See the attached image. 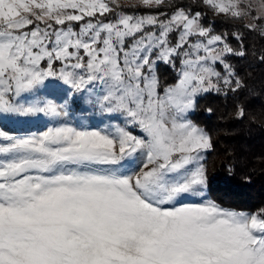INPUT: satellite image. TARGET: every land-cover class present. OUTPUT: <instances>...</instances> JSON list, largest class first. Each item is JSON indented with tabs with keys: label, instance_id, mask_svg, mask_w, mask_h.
Here are the masks:
<instances>
[{
	"label": "snow or ice",
	"instance_id": "6c2138e0",
	"mask_svg": "<svg viewBox=\"0 0 264 264\" xmlns=\"http://www.w3.org/2000/svg\"><path fill=\"white\" fill-rule=\"evenodd\" d=\"M201 2L215 15L251 16L245 27L264 35V0L259 14L243 0ZM118 8L117 0H0V114L51 118L25 135L0 130V264H264V210L181 202L206 186L202 154L213 147L187 113L200 93L243 86L225 57L246 50L199 11ZM160 63L176 71L163 87ZM41 86L63 103L32 95ZM84 93L124 126L62 119ZM137 153L139 166L126 165Z\"/></svg>",
	"mask_w": 264,
	"mask_h": 264
},
{
	"label": "trees",
	"instance_id": "16d2710c",
	"mask_svg": "<svg viewBox=\"0 0 264 264\" xmlns=\"http://www.w3.org/2000/svg\"><path fill=\"white\" fill-rule=\"evenodd\" d=\"M196 2L202 6L185 7L201 12L202 23L214 33L226 35L233 49L246 50L243 57H225L243 86L235 92L221 86L219 92L209 91L194 103L191 118L202 125L213 145L206 154L208 192L222 206L259 212L264 210V62L259 59L264 56V35L249 31L244 19L215 15L201 0ZM237 32L242 44L234 39ZM162 71L163 76L168 75ZM239 108L244 110L243 117L238 116Z\"/></svg>",
	"mask_w": 264,
	"mask_h": 264
},
{
	"label": "rangeland",
	"instance_id": "374dc122",
	"mask_svg": "<svg viewBox=\"0 0 264 264\" xmlns=\"http://www.w3.org/2000/svg\"><path fill=\"white\" fill-rule=\"evenodd\" d=\"M197 0H166V3L160 7H146L144 6L140 0H117L119 8L127 14H136V15H145V14H156L160 11L171 12L170 8H174V6L182 5L183 8L188 4H191L192 7L196 8L197 6L201 7V4H197ZM245 4H250L253 9H259L260 0H243ZM186 10H191L187 9ZM246 22L253 23V18L251 16H245L243 18ZM220 68L223 69L222 65L217 64L216 69L220 71ZM167 71L168 75L163 76V71ZM157 75L159 77L161 86H166L172 77H176V71L171 66L166 65L164 63L158 64L156 68ZM221 72V71H220ZM47 83V82H46ZM99 89H96L98 92ZM207 93V92H206ZM205 93H200L196 96L195 102L198 97L202 96ZM40 96L43 99L51 100L53 103L62 104L63 101L60 99L59 96H53L50 94V89L41 86L34 94ZM94 96L95 93L89 94H77L76 99L69 107V115L67 117H62V119L69 120L72 123H79L81 126L88 127V126H99L100 128H109L114 129L117 126H124L122 123L123 118H114V114H109L102 112L99 108V105L94 103ZM21 103L24 102V98L22 97L20 100ZM194 102V103H195ZM193 109H195V104L193 108L187 113V119L190 120L194 125L198 126L199 128L203 129L201 124L195 123L191 116L193 114ZM51 118L44 117L43 114H39L37 117H24L18 116L15 114H0V130L5 131L7 134L10 135H25L31 132H36L38 130L45 129V126L49 124ZM128 130L132 132L133 135H140L139 129L134 128L132 126H128ZM205 131V130H204ZM206 133V132H205ZM209 151V150H208ZM204 152L202 155L206 159L207 152ZM143 157L137 153L129 160L125 161L126 165H131L132 167H138L141 163ZM219 195V193H217ZM229 199V197H228ZM235 200V199H234ZM214 202L219 206L239 211L236 209L228 208L226 206H222L219 203L215 202L213 198H211L208 192V185L204 187L203 191L197 195H188L182 199V203H199V202ZM222 204V203H221ZM246 213H256L251 210H240Z\"/></svg>",
	"mask_w": 264,
	"mask_h": 264
}]
</instances>
